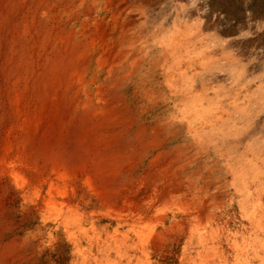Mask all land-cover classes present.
I'll return each mask as SVG.
<instances>
[{"label":"bare ground","instance_id":"6f19581e","mask_svg":"<svg viewBox=\"0 0 264 264\" xmlns=\"http://www.w3.org/2000/svg\"><path fill=\"white\" fill-rule=\"evenodd\" d=\"M106 1H115L114 13H119L124 3ZM54 4L51 0H0V189L15 182L17 191L24 198L30 197L35 209L49 208L50 218L66 233L77 227L85 234L80 226L84 214L74 203L76 191L70 185L74 174L69 175L63 164L48 161L54 140L68 129L65 97L70 80H65L68 66L59 64L67 40ZM98 28L94 27L96 33ZM83 35L89 37L86 30ZM100 35L90 38V47ZM108 36L113 35L104 34L92 56L79 50V62L95 56L99 63L116 61L118 45ZM176 40L175 32L173 45L182 49ZM75 71L74 67L70 75L79 79ZM194 85L186 80L173 85L168 97L176 102L175 114L145 128L148 135L141 137L135 147L137 155L128 161V172L116 182V188L109 191L95 186L86 169L80 171L84 189L103 209L97 213L105 230L103 240L96 242L101 256L98 264H118L116 256L127 264H264V132L257 126L258 113L248 116L247 111L239 110L233 115L218 109L221 96L217 91L213 89L215 95L207 98ZM207 99L209 104L205 105ZM160 100L164 102L165 96Z\"/></svg>","mask_w":264,"mask_h":264},{"label":"rangeland","instance_id":"374dc122","mask_svg":"<svg viewBox=\"0 0 264 264\" xmlns=\"http://www.w3.org/2000/svg\"><path fill=\"white\" fill-rule=\"evenodd\" d=\"M51 1L55 2L61 25L64 23L62 27L67 50L59 64L68 66L65 80H70L65 97L69 105L68 129L62 137L54 140L48 161L61 163L69 175L74 174L70 185L76 191L74 203L84 214L80 226L85 229V234L79 232L77 227L66 233L50 218L49 208L42 206L35 209L33 200L30 197L24 198L17 191L16 183L12 182L0 189V264L101 263L96 242L103 240L105 230L104 221L97 218V213L103 209L95 197L84 189V176H81L80 171L85 168L88 172L86 175L95 186L99 185L109 191L116 188V182L128 172V161H132V157L137 155L135 147L138 148L141 137L144 139L148 135V129L145 133V128L175 114L176 102L168 94L178 81L195 82V90L204 92L207 98L215 95V89L221 96L217 103L218 109L227 110L233 115L239 110L247 111L248 116L258 113L257 126L264 132V0H117L116 2L121 1L120 4L124 2L119 13L113 11L115 1L111 4L106 0ZM115 18L119 21L116 20L113 25ZM98 25L100 31L96 33L94 27ZM83 30H86L89 37H84ZM110 32L113 36L107 38L116 47L118 45L120 55L123 54L122 59L118 54V59L114 62L105 59L108 62L103 60L99 63V60L96 62V56L94 59H85L83 63L79 62V50L84 51L86 56H92L96 47L101 44V38L106 33L111 35ZM175 32L176 41L183 46L182 49L173 45L172 35ZM96 34H101L100 38L97 37L99 40L95 42V46L90 47V38ZM74 67L77 70L75 73L80 74V80L70 75ZM164 82H168L167 85ZM163 96L164 102L160 100ZM151 102H155V108L151 106ZM208 104L207 99L205 105ZM145 107H149L148 111L141 112ZM120 168L123 170L121 173ZM71 186L68 187V192ZM45 190L46 187L43 192ZM73 231L74 239L70 235ZM113 244L110 243L111 247ZM111 257L114 258V255ZM126 257L127 254L124 255L125 260ZM119 258H115L118 264H127L123 258Z\"/></svg>","mask_w":264,"mask_h":264}]
</instances>
